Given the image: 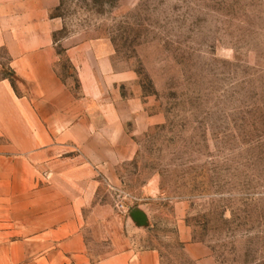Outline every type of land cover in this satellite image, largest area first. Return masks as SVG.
Returning a JSON list of instances; mask_svg holds the SVG:
<instances>
[{"label": "rangeland", "instance_id": "obj_1", "mask_svg": "<svg viewBox=\"0 0 264 264\" xmlns=\"http://www.w3.org/2000/svg\"><path fill=\"white\" fill-rule=\"evenodd\" d=\"M51 15L76 113L69 128L32 129L26 112L0 128L7 264L29 248L17 264H45L68 224L97 251L116 232L161 264H202L185 235L208 264H264V0H59ZM77 44L93 74L65 55ZM1 78L30 99L4 50ZM110 98L128 105L97 102ZM29 222L49 236L25 240Z\"/></svg>", "mask_w": 264, "mask_h": 264}, {"label": "crops", "instance_id": "obj_2", "mask_svg": "<svg viewBox=\"0 0 264 264\" xmlns=\"http://www.w3.org/2000/svg\"><path fill=\"white\" fill-rule=\"evenodd\" d=\"M59 5V0H0V50L9 57V65L15 74L29 86V98L17 97L10 82L0 79V128L6 122L13 127L22 120L21 113H28V127L32 129L69 128L71 105L75 100L65 89L56 74L55 63L58 61L57 47H63L62 40H55L54 33L61 28V21L51 15V11ZM87 47L77 44L65 47V55L71 60L77 72L93 74V64L84 63ZM89 59L93 61L92 49ZM82 77V76H81ZM95 81V80H94ZM101 95L96 90L92 96ZM99 103L115 106H127L117 100H99ZM132 107V106H131ZM135 110L131 109V112ZM72 113H76L75 110ZM117 114V110H115ZM16 124H14V123ZM26 126V125H25ZM24 126V127H25ZM110 126V125H109ZM49 137H30L24 144L38 145L49 142ZM5 221H0V238H4ZM49 225L47 222L41 227ZM65 225L62 226L60 248L47 251L45 264H161V257L156 249H134L124 235L110 233L104 238L109 247L103 251L95 250L90 239L83 232ZM37 222H29L24 230L25 240L37 241L47 238L48 232L38 234ZM22 232H20L21 234ZM102 243V238H98ZM92 240H94L92 238ZM184 249L193 259H202L208 264L207 252L200 244L191 243L183 235ZM34 249L20 250L14 254V264L23 256H32ZM7 253L4 245H0V264H7ZM205 258V259H204ZM28 264H42L37 261Z\"/></svg>", "mask_w": 264, "mask_h": 264}, {"label": "water", "instance_id": "obj_3", "mask_svg": "<svg viewBox=\"0 0 264 264\" xmlns=\"http://www.w3.org/2000/svg\"><path fill=\"white\" fill-rule=\"evenodd\" d=\"M132 214H133L135 217L139 216V214H138L137 211L132 212Z\"/></svg>", "mask_w": 264, "mask_h": 264}]
</instances>
